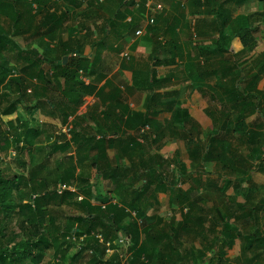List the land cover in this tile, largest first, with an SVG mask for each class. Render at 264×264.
I'll list each match as a JSON object with an SVG mask.
<instances>
[{"label": "rangeland", "instance_id": "rangeland-1", "mask_svg": "<svg viewBox=\"0 0 264 264\" xmlns=\"http://www.w3.org/2000/svg\"><path fill=\"white\" fill-rule=\"evenodd\" d=\"M121 2L88 0L81 6H73L58 1L51 6L49 13L53 20L50 25L64 16L57 31H60L62 42L78 50L81 57L89 59L94 44L103 42L104 60L78 74L77 82L91 89L75 85V92L69 95L65 92L64 79H54L49 60L62 58L63 62L67 58V64L75 55H62L63 46L58 40L45 37L46 28L40 16L29 30L15 37L11 18L0 14V35L7 36L2 43L3 50L0 49L1 69L9 71L13 78L24 76L28 83L23 98L7 83L0 87V140H6L11 147L0 150V170L4 177L18 175L22 178L21 187L14 193L17 204L33 200L34 190L38 191L37 196L43 197L45 204L44 215L40 218L19 215L17 211L4 217L0 212V228H4L0 246L14 238L25 239L31 222L39 221L44 234L57 238L63 246L60 251L45 250L40 264H264V246L256 243L249 248L247 244L252 234L264 237V53L237 47L235 63L233 55L218 56L209 59L210 63L200 69L194 57L197 50L193 44L197 40L186 42L176 32L181 28L179 18L185 12V0L181 1L183 5L171 0H130L136 27L128 31L111 24ZM153 12L157 13L155 24L148 27L144 37L136 38V32L146 27ZM236 12L231 22V46L234 43L238 46L244 32L253 30L246 10L237 7ZM173 15L178 22L173 21ZM191 36L196 37L193 33ZM257 40L261 43L263 38L259 35ZM126 48L132 54L130 59L122 57ZM29 51L47 56L40 70L48 75V85L36 78L39 69L27 60L34 57L28 55ZM175 52L180 55V65L159 70V83L150 85L151 57L164 58ZM185 53L194 55L189 64H185ZM92 61L93 58L90 63ZM119 65L123 69L119 70ZM115 75L117 79L113 78ZM255 76L258 81L253 89ZM196 85L203 89H193ZM116 88L122 92L121 102H128L133 110L146 112L150 108L151 117L161 125L162 139L154 143L155 132L148 129L145 133H133L137 141L125 149V153L115 148L94 162L95 135H89L92 140L83 142L84 124L77 129L71 128L70 121L65 123L51 102L65 100L79 112L86 99H93L85 114L88 123L93 124L101 120V112L107 109L106 102ZM233 96L247 98L244 117L247 134L256 136L253 147L248 144L247 137L231 132L236 123L233 113L237 111L226 105L230 106ZM11 101L14 108L9 111ZM185 107L190 108L191 118L184 128L173 120L176 110ZM33 110L36 113L31 115ZM224 110L232 111L229 117L232 127L228 137L212 142V116L217 125H221ZM25 121L31 124V131L27 130ZM37 129L41 135L33 137ZM21 132L26 134L28 142L17 148L14 137ZM210 143L212 156L217 161L204 162L203 152ZM149 155L155 158L150 168L156 174L148 178L151 186L142 195L145 174L141 172V161L147 160ZM116 166L122 175L117 188L97 173V168ZM60 185L74 189L76 194L63 199L56 194ZM237 186L239 193L235 189ZM180 191L187 193L188 199H177L172 204V196ZM135 197L144 212L134 233L138 241L135 254L117 245L108 248L103 261L97 263L91 259V242L84 238L73 241L72 232L79 226L77 220L86 215L79 202L87 199L93 205L119 203L123 207L122 200L130 202ZM254 216L258 220V233L254 232ZM128 220L133 222L132 217ZM143 222L149 226L147 236ZM225 225L232 230L229 233L234 238L233 245L229 243L228 232L224 233ZM93 233L102 236L96 231ZM70 244L72 248L69 249ZM99 245L104 248L102 243ZM141 245L145 252L140 255Z\"/></svg>", "mask_w": 264, "mask_h": 264}, {"label": "trees", "instance_id": "trees-1", "mask_svg": "<svg viewBox=\"0 0 264 264\" xmlns=\"http://www.w3.org/2000/svg\"><path fill=\"white\" fill-rule=\"evenodd\" d=\"M64 2L71 4L73 6H81L83 2H87L88 0H0V14L7 16L11 18L12 20V27H13V36H20L22 35L27 29L29 30L32 24L35 21L36 17L42 18V25L44 28H46L45 37H48L50 40H58V43H60L63 46L62 55L68 56L70 54L75 55V59L69 60V62L64 65L62 62V58L60 61L49 60V65L51 66V71L54 79H64L66 83V95H69L73 92L74 86L79 85L82 88L86 90H90L91 87L85 86L83 82H77L78 74L79 72H87L89 67L95 66L102 62V54H103V42L99 41L98 43H95L93 46V53L90 55L89 59L85 57H81L78 50H72L70 46L62 42L60 38V31H57L59 27L62 25L63 18L58 17L54 24H51V21L53 20L52 14H50L51 6L58 2ZM109 0H102L100 3L108 2ZM189 6L191 7H202V1L206 4L209 0H186ZM228 1L232 0H223L222 4H226ZM246 0H237L239 4H242ZM180 3V1H177V4ZM221 4V5H222ZM91 6V5H90ZM90 6H87L86 9H89ZM133 6V3H130V0H122L120 7L117 9V12L115 16L112 19L113 25H119L122 28H124L126 31L131 28L136 27V21H135V15L133 13V9L131 8ZM223 6H220L221 8ZM122 13V11H124ZM132 10V11H130ZM66 16V15H65ZM221 16V15H220ZM130 18L131 20L128 22L127 19ZM248 21H250L252 27L255 22L259 20L262 23L264 22V13L262 14H253L247 16ZM6 35H0V49L3 50V40L6 39ZM240 41L242 43V46L244 50L248 52H253L256 48L257 42L256 39L253 37L251 31L244 32L243 36L240 38ZM0 51V52H1ZM24 52V51H23ZM202 55H205L207 57V61L209 58L214 57L216 55H220L222 53H226L227 49H225L220 41L216 42L215 44L211 45L207 48H201ZM206 52L205 54H203ZM25 53V52H24ZM29 56H34L33 59L28 58L33 67L38 68L39 72L36 76L38 80L43 82L44 84H49V78L48 75L41 69V65L47 61V56L39 55L35 51H29ZM41 56V57H40ZM93 58L92 63H90V59ZM42 59V60H41ZM177 57H173V60L167 61V60H159L155 57H152V67L155 69L159 66H172L174 63L176 64ZM99 62V63H98ZM153 72V69H152ZM12 74L9 71H4L1 69L0 65V87L7 83V85L12 88H15V91L17 90L18 95H20L22 98L27 94V79L24 76L13 78L11 76ZM104 77V76H103ZM101 77V80L103 79ZM156 76L155 73H152V84L157 83L155 80ZM258 81V76H255L254 82L252 83V88L255 89V85ZM236 85V84H235ZM68 86V87H67ZM106 86V85H105ZM195 90H202L203 88L201 86H195ZM120 95V92L118 91L116 94ZM230 106L226 107H232L235 108L234 110L237 111V113H233L236 123L234 124V128L231 132L235 134H240L243 137H247V142L252 147L256 143V136L252 134H247V126L245 123V113L244 108L247 104V98L243 96V99H240L239 97H231L230 98ZM241 102V103H240ZM77 103V102H75ZM52 106L56 111L60 112L62 117L64 118V122L66 123L70 117H74L72 120L73 129H77L78 125L81 123L84 124L86 122V118L83 116L76 115V108L72 107L67 104V101L62 100L60 102H51ZM50 104V105H51ZM14 108V102L11 101L9 104V111H12ZM120 108L123 110L127 109L124 107L123 104H120ZM237 108H239L237 110ZM242 108V109H241ZM8 110L5 111L7 114L9 112ZM150 110L147 111L146 114L142 113H136V112H126L124 111L120 112L116 115V124L114 125V129L110 130V135L116 136L117 139H128L129 136H127L126 131H137L145 133V130H152L155 132V141L159 142L162 138V128L160 123L152 119L149 115ZM1 112V108H0ZM36 111H31L30 114L34 115ZM232 111L224 110L223 116L224 121L223 124L217 125V120L213 118V125L210 132V141H215L219 138H225L228 137L229 130L232 127L230 122V116ZM109 113L105 114V117H107ZM190 120V116L188 113V110L186 109H177L174 115V122L176 124H179L185 128V124ZM16 122L19 123V119H16ZM26 122V128L28 131L32 130L31 124H27ZM115 123V122H113ZM41 135L40 130H35V133L32 134L33 137H39ZM142 134L141 136H143ZM106 136V135H105ZM83 142H87L92 140L87 135H84ZM96 138V136H95ZM145 138V137H144ZM27 141L26 134L21 132L19 134H16L14 137V146L19 148L23 142ZM130 141L136 142V138H130ZM28 142V141H27ZM115 142V141H114ZM106 143L107 141L101 140L96 143V146L93 147L94 150L97 151V155L94 160V162L99 161L103 154L106 152ZM109 143V142H108ZM31 145V143H28ZM4 148V151L9 150L11 148L6 140L1 141L0 140V150ZM28 150H30L31 146L26 147ZM212 144L210 143L209 146L204 150L203 152V161L204 162H210V161H217V158L215 159L212 156ZM151 160L153 157L150 158ZM149 159V160H150ZM155 159V158H154ZM144 161L143 165V173L145 174L143 177L144 181V191H142V195L145 193V191L151 186V183H149L148 178L154 177L155 172H153V169H151V160ZM93 167L95 166V163L93 164ZM184 167V166H183ZM264 171V170H263ZM97 173L101 175L104 179H109L112 181L113 186L119 187L120 181L122 178L121 173L117 168H110V169H104L102 167L97 168ZM167 178H165L166 180ZM166 183V182H165ZM22 184V178L18 175L13 176L12 178L4 177L3 172L0 170V212L4 217L12 215L15 211L18 212L19 215H26L29 214L31 216H35L37 218H40L44 215L43 210L44 208V201L42 196L39 195L37 190H34V194H36V197L31 200L28 204H17L16 200L14 198V193L21 187ZM239 186H237L235 189L239 193ZM56 194L60 195L63 199L66 196H74L76 192L71 191H64L62 194H59L56 192ZM177 199L179 200H185L188 199V194L179 192L175 193L172 198L171 202L172 204H175ZM64 201V200H63ZM124 204L123 207H120L119 203H110L107 205H93L90 203L87 199H82L79 202V205L85 210L86 215L85 218H78L77 222L79 226L76 229L73 230V241L77 242V238H84L85 241L91 242L93 245L92 252H91V259L96 261L97 263H101L103 261V255L105 254V251L108 249L107 243H110V247H116V242H118L120 235H125L130 239L131 245L129 246L128 251H134L138 244V241L136 240L134 233L137 232L138 229V222L141 221L140 218L144 217L143 210L141 211V202H138L137 198L135 197L130 202H125L122 200ZM133 213H135V216H133ZM129 217L133 218V222H130L128 220ZM140 217V218H139ZM29 218H32L29 216ZM38 222H31V226L29 227V232L25 239H18L14 238L12 241H9V243L5 246H0V263L1 264H40L43 261L44 257V251L49 248H54L56 250H61L63 246L59 245V242L57 238L47 237L44 232L42 231V227ZM254 223L256 224V229H254L256 233H258L257 230H259L258 226V220L254 216ZM145 235H148V223L145 224L143 222V226ZM226 229L225 232H228L227 235L231 236L229 232L232 230L230 227H224ZM4 228H0V238L4 235L3 230ZM96 231L100 233L102 236H96L93 232ZM229 243L230 245H233L234 238L231 236ZM101 239H100V238ZM99 243H102L104 245V248L102 249L99 245ZM259 244V246H264V237L261 236V234L254 235L252 234L249 237V240L247 242L248 247L251 248L255 244ZM102 245V246H103ZM143 245V244H142ZM139 246L140 255L145 252V249L142 248L143 246ZM68 248H72V244L68 246ZM62 258V256H61ZM64 258V257H63ZM117 264H120V262Z\"/></svg>", "mask_w": 264, "mask_h": 264}, {"label": "crops", "instance_id": "crops-1", "mask_svg": "<svg viewBox=\"0 0 264 264\" xmlns=\"http://www.w3.org/2000/svg\"><path fill=\"white\" fill-rule=\"evenodd\" d=\"M100 1H102V0H100ZM171 1H173L176 4L177 1L181 2L182 0H171ZM222 2H223V0H209L205 4L204 1H202L203 6L196 8L194 6L193 7L189 6L187 1L185 0V5H186L185 12L181 13V17L179 18L181 20V25H180L181 28H178L176 30V32L179 33V36L186 42H187V40L194 39V38L197 40L193 44L195 50H197V54L195 56L194 55L189 56L187 53H185V55H186L185 64H189L190 63L189 61L191 59H194L193 58V56H194L198 67L200 69H204L210 63L211 60H209V59H211L213 57L209 58L208 59L209 61H207V57L205 55H202L201 48L210 47L211 45L215 44L218 41H220L222 43L223 47L225 49H227V52L222 53L220 55H216L214 57L233 55L234 56L233 61L235 63V56L237 53V47H239L240 50H244L240 40H238L239 41L238 46L236 45V43L232 44V46H231L230 41H229V38L231 35V22L237 16V12H236L237 7L246 10L247 16L253 15V14H262V13H264V0H246L242 4H239L237 2V0L228 1L226 4L225 3L222 4ZM181 4L183 5V2H181ZM220 6H223V7L219 8ZM156 15H157V13H155V12H153L151 14L150 19H148V21H147L146 27L138 30V31H143V35L136 36V38H142L146 35L148 27H152L155 24ZM130 20H131L130 18L127 19L128 22ZM149 20H154V24L150 25ZM173 21L178 22V18H176L175 15H173ZM258 25H261L260 30H258ZM252 29L253 30L251 31V33L257 42L256 48L254 49L253 52L256 51L258 54H262V53H264V22L262 23L261 21L259 22V20H258L257 22L254 23ZM192 33L196 37L192 38V36H191ZM259 35H260V37L263 38V41L261 43L260 42L258 43V40H257V37H259ZM226 41H228V45H226ZM174 48H175V50H177L176 47H174ZM205 53L206 52H204L203 54H205ZM105 54H108V52H106ZM125 54L129 55L128 59L131 58L132 54H131L129 48H126L123 51L122 57H124ZM175 56L177 57L176 64L174 63L172 66H167V67L166 66H159V67H156L155 69L152 67V57H151L150 65H149V73H150L149 83H150V85L155 86V84L159 83V80H157V73L159 72V70L174 69V68H177L181 63L180 55L177 52L173 53V55H171V56H166L164 58L163 57L157 58V59L162 60V61L163 60L164 61L165 60L170 61V60H173V57H175ZM101 59L104 60V58H101ZM229 62H230V60H229ZM226 67L228 70L231 69L229 66H226ZM118 69L120 70L123 68L119 65ZM152 69H153V72H152ZM152 73H155V76H156L155 80L157 81V83H155V84H152ZM113 78L117 79L118 76L115 75ZM196 86H199V85H196ZM118 91L120 92V95H117V97H116V94ZM121 95H122L121 90L116 88L115 92L112 95H110V97H109L108 101H110V102H108V101L106 102L107 109L105 111L101 112L102 113L101 114V120L96 121V123L89 124L88 119L85 115L88 112L89 108L92 106L91 104L93 103V99H86L83 106H81L80 111L76 112V115L83 116L86 118V122L84 123L85 128L83 127V131H84L85 135L89 136V135L94 134L96 136V140L93 141L94 146H96V143L98 141L99 142L101 140L107 141V143L105 145L106 146V152L104 154L108 153L110 150H114L115 148H118L123 153H125L126 152L125 149H129L130 147H132L133 144L136 143V142L130 141V138H133V139L135 138V136H133V133H137V134L142 133V132H137V131H126V133H127L126 135L129 137H128V139H123V140L117 139L116 136L110 135V132H111L110 130L115 128L114 125L116 124V120H115L116 115L119 114L121 111L122 112L124 111V113L136 112V113H142V114H146L148 111L147 110L146 112H143L142 109L133 110L130 107V104L128 102H121V99H120ZM198 99H197V101H198ZM120 104H123L124 107H126L127 109L123 108V110H122L120 108ZM148 109L150 110V108H148ZM185 109L188 110V113L190 116V108L185 107ZM106 113H109V115L107 117H105ZM148 113L151 117L152 112L149 111ZM190 118H191V116H190ZM73 119H74V117L69 118L70 123L72 122ZM152 119H154V118H152ZM113 122H115V123H113ZM81 125H82V123H81ZM78 126H80V124ZM71 128H73L72 123H71ZM148 131H150V130H148ZM154 137H155V135H154ZM136 141H137V139H136ZM154 143H157V142H154ZM97 154L98 153L96 151L94 156L96 157ZM151 157H153V159H154V156H151ZM151 157L149 155L147 160H149ZM147 160H142L141 161L142 164L144 163V161H147ZM116 168L120 172L119 166H116ZM104 169H110V168H104ZM126 169H128V168H126ZM141 172H144L143 168L141 169ZM105 180L110 181V183L112 184L111 180H109V179H105ZM149 183H151V182H149ZM142 184H144V181H142Z\"/></svg>", "mask_w": 264, "mask_h": 264}, {"label": "built area", "instance_id": "built-area-1", "mask_svg": "<svg viewBox=\"0 0 264 264\" xmlns=\"http://www.w3.org/2000/svg\"><path fill=\"white\" fill-rule=\"evenodd\" d=\"M149 24L150 25L154 24V20H149ZM141 35H143V31H137L136 32V36H141ZM124 57L128 59L129 55L125 54ZM66 190L71 191V192H75L74 189H72V188H70V187H68L66 185H60L58 187L57 192L59 194H62ZM133 216H135V213H133ZM115 245L124 246L128 250L129 246L131 245L130 239L127 236H125V235H120V238H119L118 242L115 243ZM107 247L110 248V243H107Z\"/></svg>", "mask_w": 264, "mask_h": 264}, {"label": "water", "instance_id": "water-1", "mask_svg": "<svg viewBox=\"0 0 264 264\" xmlns=\"http://www.w3.org/2000/svg\"><path fill=\"white\" fill-rule=\"evenodd\" d=\"M66 61H67V58H64V59H63V64H64V65L66 64Z\"/></svg>", "mask_w": 264, "mask_h": 264}]
</instances>
